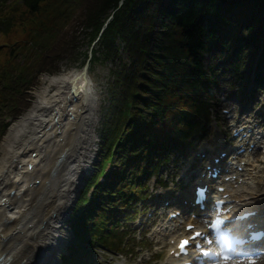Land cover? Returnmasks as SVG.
Here are the masks:
<instances>
[{
    "label": "trees",
    "instance_id": "16d2710c",
    "mask_svg": "<svg viewBox=\"0 0 264 264\" xmlns=\"http://www.w3.org/2000/svg\"><path fill=\"white\" fill-rule=\"evenodd\" d=\"M120 1L21 0L0 8V138L3 116L16 117L30 106L28 89L39 74H57L63 63L74 61L77 24L83 28L79 32L97 36L90 62H114L100 137L109 154L110 142L120 135L115 168L80 216L82 231L87 222L93 226L99 215L107 214L105 206L126 199L132 187L126 173L141 156L146 133L163 126L173 132L179 124L173 112L182 106L194 109L188 97L200 79L207 46L217 39L233 40L240 49L239 68H245L256 44H264V0ZM18 4L23 13L16 16ZM9 31L13 36L7 40ZM84 54L88 58V51Z\"/></svg>",
    "mask_w": 264,
    "mask_h": 264
},
{
    "label": "bare ground",
    "instance_id": "6f19581e",
    "mask_svg": "<svg viewBox=\"0 0 264 264\" xmlns=\"http://www.w3.org/2000/svg\"><path fill=\"white\" fill-rule=\"evenodd\" d=\"M80 70L43 74L30 106L2 134L0 264H53L65 244L95 144L97 95Z\"/></svg>",
    "mask_w": 264,
    "mask_h": 264
},
{
    "label": "rangeland",
    "instance_id": "374dc122",
    "mask_svg": "<svg viewBox=\"0 0 264 264\" xmlns=\"http://www.w3.org/2000/svg\"><path fill=\"white\" fill-rule=\"evenodd\" d=\"M11 0H0V8H2V4L3 3H9ZM15 3H20L19 0H15ZM21 4H18L17 6V9L13 12V15H20L23 13V10L20 8ZM14 18V17H13ZM79 31H83V28L82 26H79V24L76 25V32H78L80 34L79 36V43H78V47L77 49V52H76V58L74 59V61L72 63H70L69 65H65L64 63L62 64V70L61 71H68V70H72V69H81L83 63L88 59L86 58L85 56V52L88 51V55L89 53L91 54V47H94L96 41H97V36H95L94 38H90L89 35H87V33H81ZM8 35L7 37L8 38H5L7 40H9V38H12V33L9 31L8 32ZM124 44L123 43H120V56L122 58H124L125 60L127 59V56H126V51L122 48ZM114 62H111V61H105V60H95L93 62H90V65H89V70H88V73L89 75L91 76L92 80H93V88L96 92V95L98 97L97 99V120L95 122V144L93 146L94 148V152L96 151L97 147H98V138H99V133H100V130H101V123L103 121V113L105 111V105H106V101H107V86L112 83L113 79H114V73H110L111 71L109 70V68H112L114 69V65H113ZM60 71V72H61ZM43 74H45V72H42L41 74H39L38 76V81H37V84H34V86H32L30 89V93H31V96L33 97L32 95V90L38 86L41 82V77L43 76ZM228 101V100H227ZM227 101H223L221 99V103L223 102L224 104L227 102ZM230 101V100H229ZM224 104H221V105H224ZM227 107V106H225ZM229 108V107H228ZM24 113V112H23ZM220 114L223 118V121L224 122V125L223 127H226V124H225V121H226V117H225V114H223V112L220 111ZM221 131V126H219V128H215L214 126V123H212V134L211 136H207L209 138V140H212L213 136L217 133V132H220ZM199 132H195L194 135H197ZM1 140V138H0ZM163 140V139H162ZM211 142V141H210ZM93 145V144H92ZM98 157V156H97ZM253 163L252 164H255L258 166V160L259 159H263L264 160V154L261 153L260 151H256L255 153H253ZM93 160V158L91 159ZM99 160V157L97 160H95V164L97 163V161ZM174 167L175 169H179V168H182L184 166V163L182 164H179L177 162H174ZM250 170L252 171V175L249 177V181H250V186L249 187H252V186H263L264 185V170H260L259 172H256V174H258V176L255 177V171L257 169V167H252V165L249 166ZM93 171V170H92ZM92 171H90V169L86 170L82 176H87L89 173H91ZM170 172L171 169L170 167L168 166L167 168H164L162 170V174L165 173V172ZM177 171H174L173 173L175 174ZM181 185V182H176V186H179ZM260 190H263V188H261ZM256 192H254L252 195L253 197H255L254 199H260L261 196H262V193L257 191V189L255 190ZM69 216H70V213H69ZM67 218V221L71 219V217ZM69 224H64V226L66 228H69L68 226ZM71 229V228H70ZM66 232V231H65ZM67 238L70 239L71 237V234L70 235H66ZM145 242L148 243V237H145ZM82 250H85V248H81V249H78L77 250V253L73 256L75 257H78L79 258H83L82 255H79L81 253ZM101 251V250H99ZM63 255H68L69 257H67L68 259L71 258L73 260V256L70 255V253H65V250L62 251ZM61 253V254H62ZM140 255H142V252H140ZM116 256H120L121 259H122V264H127V258L121 254H112V253H109V258L108 260H111V263L112 264H121V261L119 259H116ZM129 258V262H131L132 260H130V256L128 257ZM126 260V261H124ZM135 260V259H134ZM137 260V259H136ZM259 264H264V258L262 259V261L259 263Z\"/></svg>",
    "mask_w": 264,
    "mask_h": 264
},
{
    "label": "snow or ice",
    "instance_id": "6c2138e0",
    "mask_svg": "<svg viewBox=\"0 0 264 264\" xmlns=\"http://www.w3.org/2000/svg\"><path fill=\"white\" fill-rule=\"evenodd\" d=\"M196 235L199 236V235H201V234H200V233H196ZM188 243H189L188 240H183V241H181V244H180V248H181V250H183L184 247H185Z\"/></svg>",
    "mask_w": 264,
    "mask_h": 264
},
{
    "label": "water",
    "instance_id": "95a60500",
    "mask_svg": "<svg viewBox=\"0 0 264 264\" xmlns=\"http://www.w3.org/2000/svg\"><path fill=\"white\" fill-rule=\"evenodd\" d=\"M86 70H87V63H85L81 69V73L86 74Z\"/></svg>",
    "mask_w": 264,
    "mask_h": 264
}]
</instances>
